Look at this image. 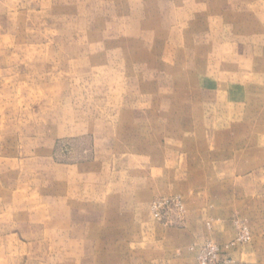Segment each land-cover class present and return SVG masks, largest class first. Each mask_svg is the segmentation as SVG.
<instances>
[{"label": "rangeland", "instance_id": "obj_1", "mask_svg": "<svg viewBox=\"0 0 264 264\" xmlns=\"http://www.w3.org/2000/svg\"><path fill=\"white\" fill-rule=\"evenodd\" d=\"M0 264H264V0H0Z\"/></svg>", "mask_w": 264, "mask_h": 264}, {"label": "built area", "instance_id": "obj_2", "mask_svg": "<svg viewBox=\"0 0 264 264\" xmlns=\"http://www.w3.org/2000/svg\"><path fill=\"white\" fill-rule=\"evenodd\" d=\"M168 206H174L179 211H183V206L176 199V200H172V201L167 200L164 202L156 201L152 207L153 213L155 214V216L157 218H159L161 211H163L164 208L168 207ZM243 239H244V241L250 240V235L247 231H245L243 233ZM218 252H219L218 247H216L212 242L208 241V242H206V244L202 248L201 258L206 257V256H210V255H216Z\"/></svg>", "mask_w": 264, "mask_h": 264}, {"label": "crops", "instance_id": "obj_3", "mask_svg": "<svg viewBox=\"0 0 264 264\" xmlns=\"http://www.w3.org/2000/svg\"><path fill=\"white\" fill-rule=\"evenodd\" d=\"M188 220H190L189 217H188ZM188 222H189V221H188ZM190 229H191V226H190V224H189V227H187V229L185 230L186 234L191 235Z\"/></svg>", "mask_w": 264, "mask_h": 264}]
</instances>
